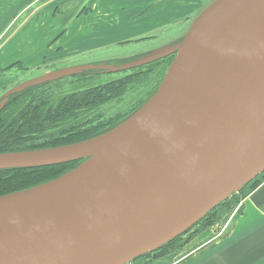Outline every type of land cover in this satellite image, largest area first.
Returning a JSON list of instances; mask_svg holds the SVG:
<instances>
[{
	"label": "water",
	"instance_id": "obj_1",
	"mask_svg": "<svg viewBox=\"0 0 264 264\" xmlns=\"http://www.w3.org/2000/svg\"><path fill=\"white\" fill-rule=\"evenodd\" d=\"M178 52L132 116L81 142L0 154V168L83 160L44 185L0 197V264H125L159 248L264 170V0H216L175 45L115 70ZM67 66L0 100L80 74ZM96 166L63 179L94 155Z\"/></svg>",
	"mask_w": 264,
	"mask_h": 264
},
{
	"label": "rangeland",
	"instance_id": "obj_2",
	"mask_svg": "<svg viewBox=\"0 0 264 264\" xmlns=\"http://www.w3.org/2000/svg\"><path fill=\"white\" fill-rule=\"evenodd\" d=\"M47 1L13 0V6L10 5V1H3L0 6V31H8L0 41V46L5 41L4 39H7L10 35L11 28L18 18H20L21 22L32 10ZM190 1H192L193 12H188L176 19H166L160 26L149 27L146 25L147 21L155 18L153 15H149V11L142 7L136 10L137 0H51L50 25L52 35H55L59 30V33H62L65 29L68 30L77 22L84 29H98V41L91 40L89 45H83L84 48L81 53L68 54L67 57L61 59H47L46 62H42L37 66L35 64L27 66V61H24V63H14L6 67L0 65V100L9 89L48 72L74 65H90L92 67L82 71L80 74L44 84L42 87L33 90L32 94L27 93L11 100L4 109V112H2V115H0V122L4 116L6 117L12 112L20 111L27 105L33 106L34 103H37L36 99L43 94L47 98L56 99L85 89H94L87 97L104 95L106 97L105 104L97 105L96 100L91 98L83 102L85 106L88 104L93 105L90 108L84 107L78 110L79 115L84 118L82 123L75 127L77 133L94 131L98 129L97 126H105L110 122L117 123V125L122 123L142 107L159 89L171 65L177 58L178 52H173L156 61L134 68L122 71H117L115 68L144 59L181 42L197 16L216 0ZM193 6H195V9ZM82 17L85 19L91 18L92 22L97 21L98 23L96 22V25H89L90 23L88 22L83 23L84 18ZM119 19L123 21H118ZM124 20L129 22L127 26H125L126 21ZM121 21L122 23L120 24ZM38 22L39 20L33 18L27 23L18 37L21 47L19 48L17 41L11 46L9 44L7 48L8 54L20 52L25 57L36 51L32 46H27V43L30 42L27 40L30 36L36 35ZM16 26L17 24L13 29H16ZM104 32L108 33V38L102 36ZM88 33H90V30ZM115 86L120 87L122 93L117 97L110 98L114 89H116ZM33 95L36 97L32 102ZM64 132L66 131L59 126V123L54 122L44 126L34 134L17 136L8 134L7 136L9 137L6 139L0 137V149L5 150L3 147L11 148L10 142L27 145H37L46 142V145L50 146L52 141L49 142L50 139L48 140L49 137L46 136ZM77 161L83 160L27 167L30 169L25 168L14 171L22 172L34 169L39 170L38 168H41L45 170L46 174L55 173L64 169V164H75L78 163ZM262 181H264V170L247 181L236 193L228 195L217 203L204 216L192 224V227L189 226L185 229L187 230L186 232L184 230L183 233L177 237L175 236L173 240L171 239V242L154 250L144 252L125 264H159L161 262V252L163 254L161 260H168L174 257L175 255L172 256V253H175L177 249L183 248L186 245H183V243L190 238L192 232L188 237L187 235L193 229V226L200 225V230L211 229L213 232L222 231L232 223L238 203L253 191L254 185ZM34 183L39 182L36 181Z\"/></svg>",
	"mask_w": 264,
	"mask_h": 264
},
{
	"label": "crops",
	"instance_id": "obj_3",
	"mask_svg": "<svg viewBox=\"0 0 264 264\" xmlns=\"http://www.w3.org/2000/svg\"><path fill=\"white\" fill-rule=\"evenodd\" d=\"M3 1H10V5L13 6V0H0V6ZM164 1L137 0L136 10L142 7L155 18L147 21V26H160L166 19H176L192 11V1L190 0ZM51 4V0H48L32 10L21 22L20 18L16 20L10 35L4 39L5 41L0 46V65L6 67L27 61V66L33 64L37 66L46 62L47 59H61L67 57L68 54L81 53L84 48L83 45H89L91 40L98 41V29L93 27H91L93 29H84L77 22L68 30L65 29L62 33H59V30L55 35H52L50 25ZM188 7L190 8L187 9ZM193 8L195 9V6ZM33 18L39 22L36 27V35L28 38L27 41L30 42L27 43V46H32L36 51L25 57L20 52L8 54L9 44L11 46L17 41L19 48L21 47L18 37ZM120 20L122 19L118 21ZM87 22L90 23L89 25L98 23L97 21L92 22L91 18H84L83 23ZM125 23V26L129 24L128 21ZM16 24V29H13ZM89 30L90 33H88ZM6 32L0 31V41ZM102 36L109 37L107 32L102 33ZM199 226H193L187 235L188 237L192 232L190 238L183 243L186 245L172 253V256L175 255L174 257L161 260L163 258L161 252L159 264H264V181L238 203L232 223L228 227L226 226L220 232H213L211 229L200 230Z\"/></svg>",
	"mask_w": 264,
	"mask_h": 264
},
{
	"label": "trees",
	"instance_id": "obj_4",
	"mask_svg": "<svg viewBox=\"0 0 264 264\" xmlns=\"http://www.w3.org/2000/svg\"><path fill=\"white\" fill-rule=\"evenodd\" d=\"M43 85L30 87L23 92L11 95L9 97V101L6 104V106L9 104L11 100L21 97L27 93L32 94L33 90H36L38 89V87H42ZM115 88L116 89H114L113 94L110 96V98L121 95L122 89L118 86H115ZM93 90L94 89H85L83 91L56 99L47 98L43 94L38 99H36L37 103H34L33 106L27 105L23 107V109L20 111L12 112L6 117L4 116V118L0 122L1 124L0 137L3 139L8 138L9 137L7 136L8 134H13L12 136L34 134L40 131V129L43 128L44 126L50 125L54 122H58L59 126L66 132L61 134H54L52 136L51 134L46 136L49 137L48 138V140L50 139L49 142L52 141L50 143V146H47L46 142L37 145H30V144L27 145L20 143L14 144L13 142H10L9 144H11L10 145L11 148L3 147L5 150H9V151H5L1 148L0 153L26 152V151H33V150L73 144L94 138L116 127L117 123L110 122L105 126L104 125L97 126L98 129H95L94 131H82L77 133L75 127L80 125L84 118L79 115L78 110L84 107L90 108V106L93 105V104H88L87 106H85L83 102L91 98L93 100H96L97 105L105 104L104 102L106 101L105 100L106 97L104 95L87 97V95L90 94ZM33 97H34L33 100L31 99L32 102L34 101L36 96L33 95ZM6 106L4 107V109L6 108ZM4 109L0 112V115H2ZM77 162L78 163L73 162L75 164H70V163L64 164L63 165L65 166L64 169L55 173H48V174H46L45 170L41 168H38L39 170L34 169V170H27L22 172H17L14 170L25 169V168L30 169V168L27 167L0 168V197L18 193L21 191H26L44 185L46 183H49L53 180H56L59 177L68 173L69 171L75 169L82 161H77ZM36 181L39 183L35 184L34 182ZM260 183L261 182L254 185L253 188L255 189ZM16 188H20V189H16ZM172 240L166 242L165 244L171 242ZM165 244H162L161 246Z\"/></svg>",
	"mask_w": 264,
	"mask_h": 264
},
{
	"label": "bare ground",
	"instance_id": "obj_5",
	"mask_svg": "<svg viewBox=\"0 0 264 264\" xmlns=\"http://www.w3.org/2000/svg\"><path fill=\"white\" fill-rule=\"evenodd\" d=\"M107 155L105 154H98V155H94L91 158L87 159L86 162L82 163L75 171L69 173L68 175H66L63 179L61 180H65L67 178H71L73 176H76L90 168H92L93 166H96L97 164L101 163ZM7 164V162H0V166H3Z\"/></svg>",
	"mask_w": 264,
	"mask_h": 264
}]
</instances>
